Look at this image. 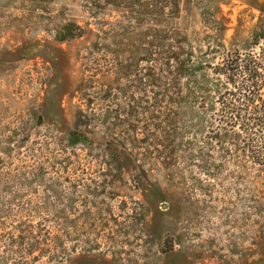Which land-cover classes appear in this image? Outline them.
Masks as SVG:
<instances>
[{"label": "rangeland", "instance_id": "rangeland-1", "mask_svg": "<svg viewBox=\"0 0 264 264\" xmlns=\"http://www.w3.org/2000/svg\"><path fill=\"white\" fill-rule=\"evenodd\" d=\"M262 34L264 0H0V264H264L213 70Z\"/></svg>", "mask_w": 264, "mask_h": 264}, {"label": "trees", "instance_id": "trees-1", "mask_svg": "<svg viewBox=\"0 0 264 264\" xmlns=\"http://www.w3.org/2000/svg\"><path fill=\"white\" fill-rule=\"evenodd\" d=\"M82 33L78 27L74 36ZM213 70L223 83L217 130L229 133L251 163L264 166V34L248 50L227 53Z\"/></svg>", "mask_w": 264, "mask_h": 264}]
</instances>
